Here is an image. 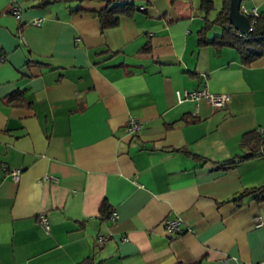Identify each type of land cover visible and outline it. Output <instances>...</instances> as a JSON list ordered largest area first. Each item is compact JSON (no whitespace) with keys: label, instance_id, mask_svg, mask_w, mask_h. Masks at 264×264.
<instances>
[{"label":"crops","instance_id":"obj_1","mask_svg":"<svg viewBox=\"0 0 264 264\" xmlns=\"http://www.w3.org/2000/svg\"><path fill=\"white\" fill-rule=\"evenodd\" d=\"M107 1L0 0V264L264 261V200L229 199L264 184V154L219 167L264 128V57L199 45L193 0H133L102 27ZM201 88L229 100L174 95Z\"/></svg>","mask_w":264,"mask_h":264},{"label":"trees","instance_id":"obj_2","mask_svg":"<svg viewBox=\"0 0 264 264\" xmlns=\"http://www.w3.org/2000/svg\"><path fill=\"white\" fill-rule=\"evenodd\" d=\"M149 1V0H147ZM229 0H219V8L213 17L207 14L214 8V0H198V9L203 13V24L197 31V43L199 45L212 44L215 47L230 46L235 48L244 64L264 57V8L258 11V15L250 18L251 29L246 33H240L235 29L227 18ZM144 7V5L140 6ZM139 5L133 0L107 1L103 7L95 11L102 27L112 26L118 22L121 14L130 15ZM214 26H219L220 32L207 36ZM175 95V94H174ZM183 120L187 116L183 115ZM242 153L221 161L219 167L225 169L234 166L241 160H245L260 154H264V132L256 128L249 129L240 137ZM264 184L259 186L245 187L238 195L229 197L231 200L241 199L245 195H251L257 200H264ZM107 208L106 202L102 203L101 209ZM76 264H96L93 258L87 256Z\"/></svg>","mask_w":264,"mask_h":264},{"label":"built area","instance_id":"obj_3","mask_svg":"<svg viewBox=\"0 0 264 264\" xmlns=\"http://www.w3.org/2000/svg\"><path fill=\"white\" fill-rule=\"evenodd\" d=\"M239 9L242 13L246 14L249 19L252 17H255L258 15V11L255 7H246L244 4L240 3ZM13 15L16 19H20V10L15 6L12 9ZM43 18L39 17L31 21V24L34 25H40ZM3 60V57H0V61ZM175 97L177 100H181L184 98H189L194 101L198 100L199 98H203L209 105L213 107H221L225 105V103L229 100V94L228 93H212L206 90L205 88L201 89H195V90H189V89H183L179 90L176 89L174 91ZM141 127L140 121L136 120L135 118H130L125 128L129 133H134L137 130H139ZM261 131L264 132V128H260ZM10 174L14 180H18L20 170L17 168L10 169ZM115 212L111 213V216H114ZM37 221L40 225V227L43 229V231L48 232L50 229V225L48 222V219L44 212H39L37 214ZM254 222L256 225H260L261 223V216L256 215L254 217ZM179 223L180 219L179 217H169L165 218L162 222L163 229L166 233L172 234L176 233L179 230ZM104 239V237H99V241ZM254 264H264V261L256 262Z\"/></svg>","mask_w":264,"mask_h":264},{"label":"water","instance_id":"obj_4","mask_svg":"<svg viewBox=\"0 0 264 264\" xmlns=\"http://www.w3.org/2000/svg\"><path fill=\"white\" fill-rule=\"evenodd\" d=\"M242 0H229L228 3V22L240 33H246L251 29L249 17L239 9Z\"/></svg>","mask_w":264,"mask_h":264},{"label":"rangeland","instance_id":"obj_5","mask_svg":"<svg viewBox=\"0 0 264 264\" xmlns=\"http://www.w3.org/2000/svg\"><path fill=\"white\" fill-rule=\"evenodd\" d=\"M242 1H246V0H242ZM193 8H194V11L196 12L197 16H199L201 19L202 18L201 14H203V13L198 9V0H193ZM218 8H219V0H214V8L207 14V16L209 18L213 17L214 13L216 12V10ZM202 21H203V18H202Z\"/></svg>","mask_w":264,"mask_h":264}]
</instances>
